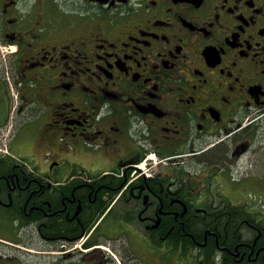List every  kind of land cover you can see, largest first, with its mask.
<instances>
[{"label":"flooded vegetation","instance_id":"obj_1","mask_svg":"<svg viewBox=\"0 0 264 264\" xmlns=\"http://www.w3.org/2000/svg\"><path fill=\"white\" fill-rule=\"evenodd\" d=\"M0 44V264H264V0H0Z\"/></svg>","mask_w":264,"mask_h":264},{"label":"rangeland","instance_id":"obj_2","mask_svg":"<svg viewBox=\"0 0 264 264\" xmlns=\"http://www.w3.org/2000/svg\"><path fill=\"white\" fill-rule=\"evenodd\" d=\"M0 46H1V50H0V65H1V64H3L5 62V59H4L3 55H6V54H5V51H4V46L2 44H0ZM11 152H12V154H14L17 157H20V156L22 157L24 155V152H22V150L19 149L17 145L12 147ZM263 184H264V182H263ZM251 186L252 185L246 186L244 189L247 190ZM259 192L260 193L262 192V188L261 187L259 188ZM252 193H256V194H253L252 196H254L255 198L258 197L257 190L252 192ZM241 195H242V192H241ZM106 248H107V246H106ZM107 249H109V251H106V254L110 255V257H111L112 256L111 253H114V252L109 247Z\"/></svg>","mask_w":264,"mask_h":264},{"label":"trees","instance_id":"obj_3","mask_svg":"<svg viewBox=\"0 0 264 264\" xmlns=\"http://www.w3.org/2000/svg\"><path fill=\"white\" fill-rule=\"evenodd\" d=\"M239 218H241V217H239ZM239 218L236 220L237 222H239V221H240V219H239ZM230 264H231V263H230Z\"/></svg>","mask_w":264,"mask_h":264}]
</instances>
